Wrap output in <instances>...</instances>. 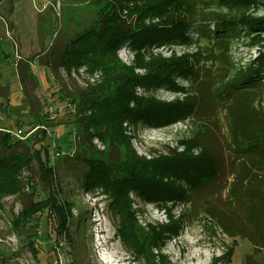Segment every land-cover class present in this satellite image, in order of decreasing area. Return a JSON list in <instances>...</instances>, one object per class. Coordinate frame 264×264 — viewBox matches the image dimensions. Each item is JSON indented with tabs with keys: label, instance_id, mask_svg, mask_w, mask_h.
I'll use <instances>...</instances> for the list:
<instances>
[{
	"label": "rangeland",
	"instance_id": "rangeland-1",
	"mask_svg": "<svg viewBox=\"0 0 264 264\" xmlns=\"http://www.w3.org/2000/svg\"><path fill=\"white\" fill-rule=\"evenodd\" d=\"M187 1L197 13L203 15L264 18V0H259L256 7L235 13L219 6V0ZM96 13L97 8L90 0H0V134L9 135L12 143L19 141L36 149L43 146L49 153V167L55 170L56 178L53 180L57 182L49 187L45 185L35 160L23 167L18 175L21 193L0 197V264H149L146 257L138 256L120 239V219L112 209L111 198L102 190L86 192L83 189L87 167L71 159L79 144L75 131L68 139H61L66 130L73 129V122L79 117L76 94L83 89L81 80L89 79L96 72L102 83L103 72L91 71L86 66L60 71L61 68L54 70L52 66L63 48L94 22ZM188 35L201 49L202 55L196 64L201 80L192 83L186 78L177 77L176 84L185 88L186 92L145 90L141 87L135 91L138 97L167 104L185 102L186 98L193 100L197 107L192 116L193 135L205 131L210 133L207 140L218 158L220 175L224 178V181L220 180L225 183L219 189L216 186L206 187L191 197V203L172 207V215L175 218L183 215L184 222L177 238L169 236L163 240L161 248L166 257L165 264H264V248L255 246L245 236L242 224L229 232L224 224L220 227L204 209L207 202L231 216L235 223V209L230 207L232 203L228 201L231 186L234 182H240L236 176L239 170L237 166L245 157L242 153H236L238 146L230 140L231 134L238 130L237 124L241 125L239 117L235 124L231 113L241 109L240 101H236L240 100L238 96L245 95L253 99L254 106L256 104L264 117V104L261 105L264 102V80L262 85L249 93L235 87L248 76L244 77V74L250 67L254 68V63L264 54V42L263 46L250 47L247 45L248 39L243 36L228 46H222L215 39L198 36L194 28ZM255 35L264 39L263 32ZM169 47L170 51L179 53L185 49L181 44ZM129 51L135 55L132 65L126 66L134 68L136 75L145 76L147 69L137 66L136 52ZM141 53L145 62L158 58L170 59ZM117 54L122 63L123 56L133 58L132 54L124 55L122 49ZM82 69L88 72L83 75ZM71 72L73 75L69 76ZM166 91L171 92L170 98ZM183 93H187V97L181 99L178 94ZM64 94L71 95L73 100ZM27 98H32L33 106L27 104ZM247 122L250 131L258 128L255 114L251 113ZM148 128L152 127L143 123L133 125L126 122L123 125L124 135L129 137L133 149L147 160L167 156L171 151L183 153L186 150L184 143L194 137L181 140L180 148L171 149L169 138L163 140L162 144L149 142L143 134ZM100 143L102 141L95 144L101 149ZM248 143L243 141L242 146ZM192 153L198 156L200 151L195 148ZM252 189L253 186L248 187V191ZM48 195L59 204L71 206L67 235L57 237L50 217L42 211L32 212V218L23 221L25 227L21 225V230L14 229L13 221L17 216H22L24 205L44 200ZM132 199L134 218L146 231L149 226L159 230L170 223L167 211L158 204L147 203L137 196ZM100 229H104L105 235L99 233ZM100 239L106 243L105 247H100ZM231 248L233 253L230 260L219 261ZM197 250L203 254L193 259ZM154 253L158 256L157 250ZM110 254L116 255V258L107 261Z\"/></svg>",
	"mask_w": 264,
	"mask_h": 264
},
{
	"label": "trees",
	"instance_id": "trees-1",
	"mask_svg": "<svg viewBox=\"0 0 264 264\" xmlns=\"http://www.w3.org/2000/svg\"><path fill=\"white\" fill-rule=\"evenodd\" d=\"M90 1L97 8L94 22L63 48L52 69L71 70L74 67L86 66L91 71L101 70L103 82L82 89L76 94L79 99V117L75 118L73 129L66 130L61 139H68L72 131H75L79 144L71 159L87 167L83 189L86 192L102 190L111 198L112 209L120 219V239L134 249L138 256L146 257L149 264H157V259L160 264H165L166 257L161 248L163 240L169 236L177 238L184 222L183 215L179 218L172 215V207L191 203V197L195 193L205 189L220 176V168L215 151L207 140L210 135L207 131L202 134L198 132L193 135L192 140L185 142L186 150L183 153L171 151L167 156L147 160L133 149L129 137L124 135V123H143L152 128L168 127L192 118L197 108L193 100L187 98L185 102L167 104L152 98L138 97L136 88L186 92L185 88L176 84L175 79L186 78L192 83L200 79L196 64L202 55L200 50L193 55H173L170 59L158 58L145 62L141 52L144 51V54L145 50L161 45H191L195 42L188 33H191L193 28L198 36L201 35L203 39H215V42L222 46H228L233 40L244 36L248 39V46L258 47L264 39L255 34L264 33V18L251 19L246 15H203L197 13L187 0ZM258 1L219 0L218 3L219 6L235 13L258 6ZM124 46L136 52L137 66L148 71L145 76L136 75L134 68L121 62L117 52ZM244 77L246 78L235 87L236 90L249 93L262 85L264 54L260 55L254 63V68L250 67ZM65 96L73 98L69 94ZM27 99V104L33 106L32 98ZM238 99L240 100L236 102L240 101L242 107L231 115L235 124L236 118L239 117L241 125L237 124L238 130L231 134V142H235L239 136L247 137L253 134L249 133L247 118L251 113H257L256 104V108L247 106L250 97L240 95ZM28 109L30 111V106ZM258 111L260 113V110ZM96 138L105 145L104 151H99L94 146L93 140ZM40 144L39 142L38 145ZM195 148L200 151L198 156L192 153ZM121 154L124 156L121 157ZM35 160L44 184L49 187L57 183L53 180L56 172L49 167V153L43 146L36 149L26 146L23 142L12 143L9 135L0 134V197L21 193L18 175L23 167ZM134 196L165 209L170 223L159 230L149 226L146 231L139 226L134 218ZM204 205L207 214L220 227L224 224L229 232L237 229L231 216L223 218L221 211L211 204L205 202ZM38 211L46 212L50 217L57 237L67 235V224L72 216L71 206L59 204L49 195L44 200L24 205L22 216H17L13 221L14 229L21 230V225L25 227L23 221H28L32 218V212ZM154 250L158 251V256ZM232 253L233 248L224 253L219 261L230 260Z\"/></svg>",
	"mask_w": 264,
	"mask_h": 264
},
{
	"label": "crops",
	"instance_id": "crops-1",
	"mask_svg": "<svg viewBox=\"0 0 264 264\" xmlns=\"http://www.w3.org/2000/svg\"><path fill=\"white\" fill-rule=\"evenodd\" d=\"M248 105L255 107L253 99ZM255 117L258 128L252 132L248 130L253 134L247 137L239 136L236 139L239 141L234 142L238 146L236 153H242L245 158L237 166L239 170L236 176L240 182H234L231 186L228 203L231 202L230 207L235 209L233 217L237 227L242 224L245 236L249 237L255 246L264 248V117L260 113H256ZM243 141L249 142L248 145L242 146ZM220 179L224 181L223 176L220 175L207 188L216 186L219 189L225 183ZM244 181L248 182L242 183ZM249 186H253L254 189L248 191ZM221 213L226 217L229 216L225 212L221 211Z\"/></svg>",
	"mask_w": 264,
	"mask_h": 264
},
{
	"label": "built area",
	"instance_id": "built-area-1",
	"mask_svg": "<svg viewBox=\"0 0 264 264\" xmlns=\"http://www.w3.org/2000/svg\"><path fill=\"white\" fill-rule=\"evenodd\" d=\"M184 46V45H183ZM185 49L183 48L180 53L179 52H174V51H170V47L169 45H161V46H157V47H153L150 48L148 50H145V53L149 54L151 57H164V58H172V56L178 55L179 57L186 55V54H190L193 55L195 53H197L198 51H200V46L197 43H193L191 45L188 46H184ZM122 50H124V55L125 53H129L132 54L133 58H129V56H123L124 58V64L127 66L132 65L133 63V59H134V53H131L129 50L130 48L128 46H124L123 48H121ZM144 52V51H143ZM204 63H202L203 65ZM61 70H65V69H60ZM82 73L83 75L86 74V72H88L87 70L82 69ZM90 73V72H89ZM95 75L92 77H89V79L87 78H83V80H81V82L83 83L81 88L83 89H88L90 87H94L98 84H100V80H98L99 78V74L94 72ZM72 72L69 73V76H71ZM73 75V74H72ZM93 75V74H92ZM78 79V77H77ZM160 91H164V90H160ZM168 98H170V93L168 92ZM181 99H184L185 97H187V93H183V94H178ZM172 99V98H171ZM171 99H164L165 101L171 102ZM264 102L261 103V105L263 106ZM144 137L147 138L149 140V142H155V143H159L162 144V141L165 140L166 138H169V142L168 145L169 147L172 149H176V148H180L179 146V142L181 140H185V139H190L193 136V119L192 118H188L184 121H180L178 123H175L173 125H170L168 127H164V128H148L145 129L144 132ZM144 139V138H143ZM146 140V139H145ZM93 141H95V143L99 142V139H94ZM147 141V140H146ZM148 142V141H147ZM94 145L96 146L97 144ZM101 144V149L100 146H96L100 151H104L105 150V146ZM166 144V143H165Z\"/></svg>",
	"mask_w": 264,
	"mask_h": 264
},
{
	"label": "bare ground",
	"instance_id": "bare-ground-1",
	"mask_svg": "<svg viewBox=\"0 0 264 264\" xmlns=\"http://www.w3.org/2000/svg\"><path fill=\"white\" fill-rule=\"evenodd\" d=\"M98 223L100 224V226H103V223L101 222V221H98ZM99 233L101 234V235H105V232H104V229H100V231H99ZM100 242H101V244H100V247H105L106 246V243L104 242V241H102L101 239H100ZM203 254V253H202ZM201 252L199 251V250H197V251H194V257H193V259L194 258H200L201 257ZM114 258H116V255H114V254H110L109 256H108V258H106L107 259V261L109 260H113ZM114 262V261H113ZM110 263V262H109Z\"/></svg>",
	"mask_w": 264,
	"mask_h": 264
},
{
	"label": "clouds",
	"instance_id": "clouds-1",
	"mask_svg": "<svg viewBox=\"0 0 264 264\" xmlns=\"http://www.w3.org/2000/svg\"><path fill=\"white\" fill-rule=\"evenodd\" d=\"M201 67H202V63H201V65H200ZM155 128V127H154ZM163 128V127H162Z\"/></svg>",
	"mask_w": 264,
	"mask_h": 264
}]
</instances>
